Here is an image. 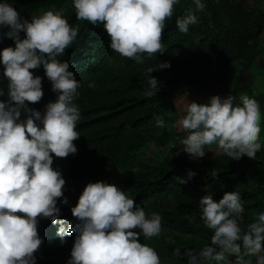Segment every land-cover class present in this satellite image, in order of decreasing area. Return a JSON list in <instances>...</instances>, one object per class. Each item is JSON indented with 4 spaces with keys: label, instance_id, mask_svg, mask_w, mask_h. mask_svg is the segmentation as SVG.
Returning <instances> with one entry per match:
<instances>
[{
    "label": "clouds",
    "instance_id": "9594fccd",
    "mask_svg": "<svg viewBox=\"0 0 264 264\" xmlns=\"http://www.w3.org/2000/svg\"><path fill=\"white\" fill-rule=\"evenodd\" d=\"M176 20L178 30L187 33L198 23V12L206 9L205 0H193ZM78 20L102 24L115 52L144 63L145 54L165 52L163 34L167 18L180 0H72ZM63 9L49 8L28 18L10 0H0V40L15 41L0 49V81L7 80V91L0 86V264H37L35 253L43 244L38 225L41 218L58 224L61 243L76 234L67 264H171L139 237L158 236L163 230L160 212L146 211L114 183L88 182L71 211L76 220L61 218L60 198L66 179L54 167L55 157L78 151L74 141L80 137L77 121L81 110L76 97L82 81L64 54L80 33ZM7 29V31H4ZM25 35H21V33ZM43 67L57 94L44 110L30 106L44 96L43 76L33 69ZM171 67L160 61L146 68L145 95L153 96L161 81L152 73ZM177 101L181 115L177 123L185 135L182 151L196 160L205 156L206 146L215 145L234 161L254 159L264 147L261 138L264 110L258 100L244 95H212L206 102L190 100L185 93ZM176 101V105H177ZM157 126L166 124L154 114ZM55 154V155H53ZM187 170V183L196 176ZM201 219L214 233L211 245L203 249L179 247L174 254L185 264H264V210L242 225L245 204L241 192L229 193L217 201L213 195L199 200Z\"/></svg>",
    "mask_w": 264,
    "mask_h": 264
},
{
    "label": "trees",
    "instance_id": "16d2710c",
    "mask_svg": "<svg viewBox=\"0 0 264 264\" xmlns=\"http://www.w3.org/2000/svg\"><path fill=\"white\" fill-rule=\"evenodd\" d=\"M10 2L28 18L49 8H62L70 23L80 28L77 41L59 56L69 61L82 81L76 97L81 110L77 121L80 137L74 141L78 151L55 157L53 164L66 179L68 203L60 198L61 218L76 220L71 209L88 182L114 183L146 211L162 215V232L151 238L141 236V242L152 245L162 261L185 264V258L173 250L203 249L211 245L214 235L200 216L202 196L211 194L221 201L229 193L241 192L246 209L242 225L264 210V147L254 159L234 161L223 152L217 154L216 146L211 145L206 146L205 156L193 160L182 151L179 138L184 130L174 126L182 114L176 101L185 93L197 102L231 94L239 103L242 96L249 95L264 110V83L256 85L257 77L264 74L263 0H205L206 9L198 12V23L187 33L178 30L176 20L194 2L180 0L166 20L165 52L145 54L142 64L112 50L102 24L78 20L72 0ZM14 44L5 36L0 49ZM160 61H170L171 67L152 73L161 84L155 95L146 96L144 84L150 73L145 70ZM33 71L44 77V96L30 106L43 111L57 94L42 66ZM0 86L7 91V80L0 81ZM154 114L163 116L164 127L156 125ZM261 138L264 141V126ZM188 169L197 175L187 183L175 179L187 178ZM58 227L50 218L40 219L43 244L35 253L37 264H67L76 234L61 243Z\"/></svg>",
    "mask_w": 264,
    "mask_h": 264
},
{
    "label": "rangeland",
    "instance_id": "374dc122",
    "mask_svg": "<svg viewBox=\"0 0 264 264\" xmlns=\"http://www.w3.org/2000/svg\"><path fill=\"white\" fill-rule=\"evenodd\" d=\"M263 6H264V0H263ZM260 72H263V70H260ZM257 81H258V84H257ZM259 83H261V84L264 83V74L263 75H259L257 77V79H256V85L258 86ZM177 108H178L179 113L181 114V110H180L181 109V104H180V102H177ZM175 125L177 126L178 129H181V126L178 123L177 124L174 123V126Z\"/></svg>",
    "mask_w": 264,
    "mask_h": 264
}]
</instances>
